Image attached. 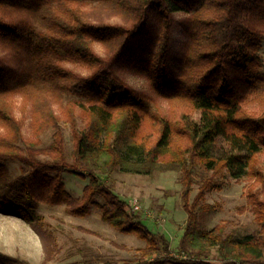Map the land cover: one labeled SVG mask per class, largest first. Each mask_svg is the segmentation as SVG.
Here are the masks:
<instances>
[{"label":"trees","instance_id":"16d2710c","mask_svg":"<svg viewBox=\"0 0 264 264\" xmlns=\"http://www.w3.org/2000/svg\"><path fill=\"white\" fill-rule=\"evenodd\" d=\"M263 41L264 0H0V212L32 227L47 260L61 248L41 205L77 217L98 207L103 221L146 242L137 248L146 264L264 263ZM125 73L145 78L148 90ZM220 141L227 149L216 153ZM199 167L211 174L191 201ZM117 170L180 171L182 256L103 180ZM226 172L250 180L259 234L232 235L225 221L201 227V214L217 209L206 195ZM65 173L88 179L80 196ZM213 251L220 262L207 259ZM0 264L31 263L0 252Z\"/></svg>","mask_w":264,"mask_h":264},{"label":"rangeland","instance_id":"374dc122","mask_svg":"<svg viewBox=\"0 0 264 264\" xmlns=\"http://www.w3.org/2000/svg\"><path fill=\"white\" fill-rule=\"evenodd\" d=\"M153 5V4H152ZM178 17L186 13L178 11ZM176 47H180L183 36L176 31ZM100 53H104L100 44L95 45ZM264 63V41L260 49ZM76 70H88L78 64L69 63ZM125 80L133 87L147 91L146 79L135 74H123ZM17 100V104H19ZM161 105H168L161 102ZM20 115V110H18ZM194 117L199 119L200 113ZM29 121V120H27ZM65 129L67 151L72 150V134L69 125ZM44 144L52 141V131L43 135ZM227 149L225 142H218L216 153ZM264 157V155H263ZM264 166V159H263ZM9 166L14 175L21 173L22 166L18 162H10ZM211 172L199 167L194 174V186L191 201L198 192L200 185L209 177ZM103 180L128 202L137 199L139 209L135 212L140 219L154 232L163 233L170 244L171 254L182 256L181 238L187 222V211L183 203V183L178 170H158L152 174H138L124 171H114L110 175L102 174ZM67 190L73 195L80 196L88 179L84 180L71 173L64 174ZM250 180L242 177L235 178L226 172L218 181V186L206 195V202L215 204L217 209L205 212L200 216V225L209 230L220 222H226V231L232 235L259 234L260 226L255 221V214L249 208L246 199V189ZM99 202L102 197L97 196ZM38 211L45 216L51 230L55 233L60 251L52 259H45L39 235L23 219L0 212V252L29 261L31 264H146L151 260L141 257L137 250L146 242L136 234H126L118 231L101 217V209L92 206L86 217H77L66 213L65 206L41 205ZM83 228L91 229L89 232ZM211 262H220L215 251L207 258ZM264 264V263H259Z\"/></svg>","mask_w":264,"mask_h":264},{"label":"built area","instance_id":"2783aa9c","mask_svg":"<svg viewBox=\"0 0 264 264\" xmlns=\"http://www.w3.org/2000/svg\"><path fill=\"white\" fill-rule=\"evenodd\" d=\"M130 205H131V208L136 211L137 209H139V204H138V200L137 199H134V200H130L129 201Z\"/></svg>","mask_w":264,"mask_h":264}]
</instances>
